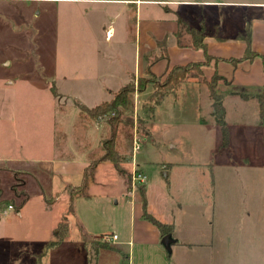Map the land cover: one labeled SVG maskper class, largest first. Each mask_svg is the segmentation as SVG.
Segmentation results:
<instances>
[{"label": "rangeland", "instance_id": "1", "mask_svg": "<svg viewBox=\"0 0 264 264\" xmlns=\"http://www.w3.org/2000/svg\"><path fill=\"white\" fill-rule=\"evenodd\" d=\"M126 6L115 13L120 5L98 0H0V199L13 207H0V264H89L103 242L113 247L101 252L102 264H118L128 245L101 235L114 233L119 241L126 236V201L131 198L124 187L125 177L132 187L131 163L144 169L153 208H162L165 192L174 203L176 219L227 227L228 250L213 263L264 264V129L254 96L264 84V72L259 63L245 70L253 84L244 89L216 81L231 142L226 151L213 153L220 129L208 87L199 77L191 76L166 92L158 87L164 74L152 76L143 69L129 77L137 73V51L134 11ZM228 7L219 8L221 17L216 13L221 27L215 35H228L238 24L236 10ZM242 13L264 21V8ZM208 21L204 19L205 32H213ZM109 27L114 29L111 38L106 37ZM221 43L226 48L217 56H241L235 40ZM166 63L161 62V72ZM140 79L149 82L138 91ZM125 82L133 85L135 107L117 129L115 149L123 172L109 160L93 168L91 162L103 153L100 140L109 136V124L106 116L82 114L79 104L92 107L108 100ZM134 135L139 138L136 150L131 146ZM56 156L55 162H43ZM73 162H84L87 174L76 167L62 173L65 163L72 167ZM210 164L214 193L198 199L189 192L210 190ZM83 182L68 211L69 192L77 195ZM24 198L16 210L15 204ZM177 200L182 211L177 210ZM63 216L68 233L50 244ZM199 261L211 264L203 257Z\"/></svg>", "mask_w": 264, "mask_h": 264}, {"label": "crops", "instance_id": "2", "mask_svg": "<svg viewBox=\"0 0 264 264\" xmlns=\"http://www.w3.org/2000/svg\"><path fill=\"white\" fill-rule=\"evenodd\" d=\"M98 1L99 3L107 5H120V7H114L115 13H118V10L123 8V5H127L126 8H132L131 11H134L137 73L131 72L129 74V77L131 74H134L136 76L142 73V70L148 64L147 58L149 59L150 57H152L154 54H156L157 49H159L157 46V41L161 40L164 37L166 38V52L168 56L166 58H160L150 65V70L154 75L160 76L164 74L163 76H165L170 68L174 65H185L189 62H196L203 59L204 54L202 49L194 48L189 44V35L187 34V32L183 33V45L177 44L175 37V32L178 30V23L176 20L177 17H181L184 21H186L189 28L193 29L198 28L205 18L209 20L208 25H210V28L213 30V32H205L204 43L206 44L207 53L211 55L213 59L208 65L202 68L203 74L206 78H209L216 71L219 75L223 76L227 80V82L223 84L231 85L232 83H234L236 84L235 87L244 89V85L249 86L253 84L252 75H250V73H245V70L249 72L251 65L257 66V63H259L260 70L262 71L261 63L256 59L252 61L241 60L236 64H230L229 62H227V59L230 58V56H217L216 53H220L219 51L221 49L226 48L221 43L222 40H235V51L243 52L245 42L240 38V36L249 32L251 37V46L253 47V49L264 54V21L260 22L259 16L248 17L247 14H240L242 11H246L247 8H264V0ZM128 5H131V7H128ZM222 6H229L228 9H231L233 11L236 10L235 13L238 19V24H235L232 32L225 36H220L221 34L215 35L218 26L221 27V25L217 23V18L218 14L221 17V14L218 12H220L219 8ZM111 8L112 7H105L104 10L109 11L111 10ZM126 11L127 13L132 14L130 13L129 9H126ZM205 14L208 17L205 16ZM213 18L215 22H212ZM113 34L114 29L112 30V27H109L106 30V37L110 35L111 38ZM260 43H262V45ZM148 53H150L151 56H149ZM145 54L147 55L146 57ZM240 54L241 53H239L238 55ZM214 58H218V60L215 61ZM165 60L167 61L166 66L161 72V62ZM217 61L218 63L216 64ZM10 83L12 82H9V84ZM121 86H119V88ZM115 91L112 92V95ZM232 94L234 95V93L230 92V95ZM225 114L226 110L224 107V116ZM12 116V114H5V117ZM7 121L11 120L8 119ZM85 146L86 143L84 142L83 147ZM217 146L213 153H215ZM54 158H57V156L44 159L43 162L48 165L51 160L52 162H55ZM107 161L108 160L100 161L95 167L97 168L98 166H100V164ZM72 165L73 166L70 167L69 163H65V166L61 168V170L64 171L62 173H65L66 171L71 170L73 167H76V169L80 170V173L84 174L86 166L84 162H79L78 164L73 162ZM111 166L114 168V165L112 163ZM134 169H137L145 174L144 169L136 164L133 165V163H131V170L134 171ZM55 171L58 172L57 170ZM207 171L209 175L210 190H193L189 192L190 195H198V199H200L199 195L212 196V194L214 193L212 188L215 182L211 164L207 166ZM68 173L69 172H67L66 174ZM165 174L167 176L168 173ZM125 180L126 182L124 187V194L125 196L131 198L130 200L126 201L129 204L130 221L128 223L127 233L124 240L119 241V236H117L115 241H117L116 243H118V245L120 246L124 244L128 245V252L121 253L118 264H190L191 260L199 261L202 257L203 259L211 260V264H218L213 263L214 259L221 260L225 257L224 253L228 250V246L226 243V233L229 232L226 231V226H223L221 222H218L219 226L217 228L214 225L211 227L208 224H206V226L204 227L203 225L192 223L186 217H182L179 220L176 219V216L173 214L175 208L173 207L174 203L171 199L168 198L165 192H163L165 197L163 198L162 208H153L149 203L150 201L145 181L144 186L146 196V211L153 217L158 219L160 222L171 225L170 236L172 242L170 244V252L168 255L167 251L160 242L161 237L158 228L151 222L141 218L142 207L140 202V195L137 189L138 185L135 187V185L132 184V187H129L127 177H125ZM22 185L25 186V183L22 182ZM68 185H74V183L67 182V186ZM180 188H182L181 184ZM177 202L180 205V202L178 200ZM209 202H211V198ZM177 210L182 211L181 205L180 207L178 206ZM194 245L199 246L194 249ZM111 247H113L112 243ZM103 250L104 248L102 247L96 250L97 252L94 259L96 264H102L100 256ZM201 263L202 261L196 262V264Z\"/></svg>", "mask_w": 264, "mask_h": 264}, {"label": "trees", "instance_id": "3", "mask_svg": "<svg viewBox=\"0 0 264 264\" xmlns=\"http://www.w3.org/2000/svg\"><path fill=\"white\" fill-rule=\"evenodd\" d=\"M177 23H178V30L175 32L176 42L179 45H183V33L187 32L189 35V44L194 48H200L203 51L204 59L196 62H189L185 65H174L170 68V70L165 75L164 81L158 86L160 87L159 90L161 91H170L177 87L180 83L186 81L191 76H196L200 78V82L207 85L209 90V96L212 99V106L214 109V115H215V121L220 129V135H219V142L218 146L215 152H222L224 150H227L230 145V128L226 121L224 120V107L222 105L221 101V95L217 92V80H222L224 83L227 82V80L219 75L216 71L211 75V78L209 80H206L202 68L206 65H208L213 57L209 55L206 51V44L204 43V37H205V24L204 21L200 24V26L196 29L189 28L186 21H184L181 17H177ZM240 38L245 42V47L243 49V52L241 56L239 57H230L227 60L233 64H236L237 62L241 60H254L256 58H259L262 71L264 72V54L254 50L251 46V37L249 32H247L244 35H241ZM157 46L159 48V54H154L149 59L147 58L148 64L144 68V72L148 73L152 76L154 75L150 70V65L160 59V58H166L167 52H166V38H162L161 40L157 41ZM214 60H218V58H214ZM140 79L138 82L137 90L141 91L144 89V86L146 82H149L145 79L144 82ZM131 83L128 82L124 85H122L120 88H118L112 95V97L109 100H105L100 102L99 104L88 107L84 104H79V110L82 112V114H86L91 117H97V116H106V120L109 124V136L105 139L100 140V148L103 150V153L93 160L91 162V166L94 168L98 162L103 160H109L113 165L114 168L118 172H123L119 162L120 157L115 149V143H116V136H117V129L119 125L124 121V118L128 114L133 113L134 109V101H133V85H130ZM52 92L55 94L54 88L52 87ZM241 98H249L252 97L248 93H235L232 92ZM257 99L258 103V115L260 118V123L264 129V84L260 88V90L254 95ZM253 96V97H254ZM84 174H87V170L84 171ZM85 185V182L82 183V185L78 186V194L74 195L72 192H69V200H68V211H71L72 209V201L73 199L78 196L83 187ZM139 195H140V202L142 207V214L141 218L145 219L152 224H154L160 233V237L164 236L167 233L171 232V225L165 224L160 222L158 219L153 217L151 214H149L146 211V196H145V186L144 184H140L137 186ZM26 199L24 198L21 200L18 204H15V209L18 210L24 203ZM2 205H5L8 207V205L12 206V203H10L9 200H2L0 199V207ZM13 208V207H12ZM68 233V222L66 216H63L60 221H58L57 225L55 226L54 231V237L53 240L50 241V244H55L60 242L65 238V236ZM102 236V235H101ZM112 248L111 245H109L106 242L97 244V248L94 250L92 260L90 257L89 264H96L94 259L96 255V250L98 248ZM167 254L169 255V252L167 251Z\"/></svg>", "mask_w": 264, "mask_h": 264}, {"label": "built area", "instance_id": "4", "mask_svg": "<svg viewBox=\"0 0 264 264\" xmlns=\"http://www.w3.org/2000/svg\"><path fill=\"white\" fill-rule=\"evenodd\" d=\"M138 142H139V138L136 135H134L133 139H132V149L133 150L138 149ZM131 179H132V184L133 185L144 184L145 181H146V175L143 172H141V171H139L137 169H134V171H133V173L131 175ZM7 208L8 209H12V206L8 205ZM102 236H104L103 238H105L108 241H114L117 238V235L114 234V233L104 234Z\"/></svg>", "mask_w": 264, "mask_h": 264}, {"label": "water", "instance_id": "5", "mask_svg": "<svg viewBox=\"0 0 264 264\" xmlns=\"http://www.w3.org/2000/svg\"><path fill=\"white\" fill-rule=\"evenodd\" d=\"M160 242L166 251L170 252V244L172 242L170 233L165 234L161 237Z\"/></svg>", "mask_w": 264, "mask_h": 264}]
</instances>
